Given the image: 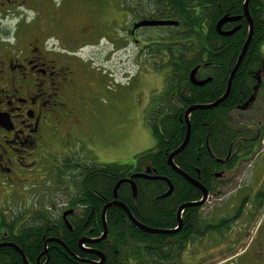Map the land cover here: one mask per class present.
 Segmentation results:
<instances>
[{"label": "flooded vegetation", "instance_id": "obj_1", "mask_svg": "<svg viewBox=\"0 0 264 264\" xmlns=\"http://www.w3.org/2000/svg\"><path fill=\"white\" fill-rule=\"evenodd\" d=\"M153 1L0 0V190L6 199L23 197L20 186L25 191L33 189L35 193L66 194L60 212L51 213L60 215L63 225L71 230L68 217L75 216L76 212L68 203L69 194L74 192L73 179L79 175V166L83 167L85 163L65 154L54 158V151L47 152L46 147L56 148L58 142L62 143L57 135L59 132L66 138L83 128L85 113L90 107L87 97L99 95V77L89 70L94 67L93 61L98 60L95 59L97 52L113 49L108 54L110 59L128 46L150 50L151 44L140 41V31L162 30L161 33H165L168 29L182 27L181 20L169 18L174 12L167 5L168 0L156 7ZM244 1L240 14L226 13L215 21L213 31L217 37L229 38L243 29L246 42L250 24L243 15ZM262 3L264 7V0ZM215 6L217 9L221 7L217 3ZM74 10L77 14L68 26L69 14ZM179 12L185 13V9ZM188 12L199 16L200 9L195 7L193 12ZM122 16L126 20L123 23ZM249 16L251 43L254 24L251 14ZM224 17L237 19L226 22L218 31L217 23ZM259 20L261 35L259 41H253L255 61L246 76L250 98L235 109V112L246 114L243 120L235 121V125L242 131L251 132L252 136L243 139L242 145L229 152L225 159L216 160L221 168L212 174L209 188L191 178L206 190L205 202L200 207H191L199 212L211 197L219 195L222 190L227 191V199L220 200L221 206L215 205V215L210 217L212 252L220 257L212 264H264V96L259 98L264 94V8ZM149 21H173L177 25L138 27ZM201 27L206 32L205 25ZM230 32V35H222ZM122 33L125 34L124 40ZM197 46L195 55H199V62L194 69V78L197 81L210 80V83L213 76L208 74L212 68L209 55L200 50L202 47L207 50L209 43L200 41ZM81 52L85 53V59L81 58ZM163 56L166 59H157L167 62L168 56ZM98 152L100 150L96 149L95 153ZM146 170L136 174H145ZM47 178L50 185H43V179ZM198 191L200 199L190 203L202 200V193ZM37 201L44 206L48 204ZM26 202L24 199L21 210L0 213V217L6 219L4 224L12 223L15 229L23 223L14 219H24L41 210L40 207L36 209V204L25 206ZM49 202L53 207L52 201ZM187 209L190 208L180 214L182 225L178 232L184 228ZM65 213L69 214L63 217ZM193 220L203 222L207 219L199 216ZM8 237L6 228L0 231V244H9L5 241ZM194 243L183 252L186 254L184 261L181 256L170 264L200 263L203 255L192 256L190 253ZM47 245L44 244L45 254ZM84 245L83 249H86Z\"/></svg>", "mask_w": 264, "mask_h": 264}, {"label": "trees", "instance_id": "obj_2", "mask_svg": "<svg viewBox=\"0 0 264 264\" xmlns=\"http://www.w3.org/2000/svg\"><path fill=\"white\" fill-rule=\"evenodd\" d=\"M162 2L164 0H154L153 4L156 7ZM216 3L221 6L219 9L215 8ZM241 3L242 0H168L167 5L174 12L169 18L181 20L183 24L180 28L160 33L155 42L156 57L163 59L166 54L168 60L158 63V69L165 68L167 75L163 91L148 114L154 147L136 155L131 164L85 163L83 167L79 166V175L73 179L75 189L68 199L76 212L75 216L68 217L71 230L63 225L60 215H53L47 209H41L25 220L17 217L14 220L23 224L15 229L12 223L4 224L6 219L0 217V231L6 228L9 234L5 241L16 246L28 264H36L37 260L39 264L99 262V258L86 249L99 252L104 258L103 264H170L182 256L188 245L212 232L210 223L193 220L201 216L197 208L187 209L183 230L168 236L143 232L127 219L122 209L111 207L105 213L106 238L99 243H86V249L78 247L81 239L89 241L101 237L102 210L114 200L116 184L146 169H150L151 176L170 182L171 195L163 197L169 189L167 181L154 179L133 180L135 196L128 184L120 185L116 192L117 202L124 205L143 227L171 231L177 226V209L200 199V192L173 172L166 162L185 139V111L195 105L213 104L225 93L228 78L245 44V35L242 29L229 38H220L213 28L215 21L224 14H240ZM195 7L200 9L199 16L188 12H193ZM263 8L262 0H249L248 12L253 19L254 37L233 77L230 92L216 107L197 109L190 114L188 143L173 159L180 171L207 188L212 174L221 168L216 160L225 159L229 152L242 145L243 139L252 136L251 132L242 131L235 125L233 115L236 107L250 98L246 76L255 61L253 41H259L261 35L259 17ZM181 9H185V13L181 14ZM200 41L209 43L207 50L203 47L200 50L209 55L212 68L208 74L213 79L203 87H195L190 83L189 75L199 62V55L195 52ZM49 239H55L63 246L51 242L45 254L44 244ZM0 264L24 263L13 248L5 247L0 249Z\"/></svg>", "mask_w": 264, "mask_h": 264}, {"label": "rangeland", "instance_id": "obj_3", "mask_svg": "<svg viewBox=\"0 0 264 264\" xmlns=\"http://www.w3.org/2000/svg\"><path fill=\"white\" fill-rule=\"evenodd\" d=\"M76 14L77 10L69 14L71 16L66 23L68 26L71 25ZM125 21L122 16V23ZM161 31L139 32L140 41L151 44L150 50L128 46L122 49L121 54L114 53L110 59H108V54L113 49L106 48L104 52L102 50L97 52L95 59L98 60L93 61L94 67L89 70L99 77L101 83L97 90L99 95L87 97L90 107L85 113L82 129L76 131L74 136L66 138L59 132L57 135L62 143L58 142L55 145L56 148L54 146L46 147L47 152L54 151L52 157H59L61 154L69 157L71 155L75 157V160L81 159L84 163L95 165L131 164L136 155L154 147L155 139L148 124V114L151 107L154 106V101L158 99L163 90L167 75L165 68L158 69V63L161 64V60L157 59L158 53L154 49L156 39L159 38ZM122 34L124 40L125 34ZM83 52L80 53V56L85 59ZM89 63V61L86 62L88 65ZM262 95L264 96V94H260L259 98ZM245 115L241 112H234L233 118L238 122L243 120ZM96 149L100 152L95 153ZM42 184L50 185L49 178L43 179ZM18 188L24 195L23 197L12 196L6 199V195L0 190V213L21 210L24 207V199L27 201L25 205L27 207L36 204V209L40 207L49 212L59 213L63 206L62 203L66 199L64 198L66 194L62 193H46L44 191L35 193L33 189L25 191L22 186ZM226 192L222 190L219 195L211 197L209 202L202 207L200 215L207 219L202 220L203 222H210V217L215 215V205L218 206L220 200L227 199ZM36 198L39 202L46 201L47 206L38 203ZM50 200L53 207L49 206ZM205 237L207 238L195 242L190 247L192 256L203 255V261L201 260L198 264H212L220 259L216 253L212 252L211 235ZM200 251L202 252L199 253ZM185 258L186 254L184 253L182 260L184 261Z\"/></svg>", "mask_w": 264, "mask_h": 264}, {"label": "water", "instance_id": "obj_4", "mask_svg": "<svg viewBox=\"0 0 264 264\" xmlns=\"http://www.w3.org/2000/svg\"><path fill=\"white\" fill-rule=\"evenodd\" d=\"M248 2L249 0H245L244 1V4H243V15L246 17V19L249 21V24H250V29H249V34H248V37H247V40L244 44V46L242 47V50H241V53L239 55V58L236 62V65L235 67L233 68L229 78H228V82H227V86H226V90H225V93L223 94V96L221 98H219L218 100H216L213 104H210V105H206V106H201V105H195V106H192V107H189L186 111H185V114H184V122L186 124V136H185V139L183 141V143L174 151L172 152L168 158H167V165L171 168V170L173 172H175L178 176L182 177L186 182H188L190 185H192L193 187L197 188L198 190L201 191L202 193V200L199 201V202H196V203H187V204H183L182 206H180L177 210V228L174 229V230H171V231H163V230H154V229H149V228H146V227H143L142 225H140L138 222L135 221V219L132 217L131 213L129 212V210L124 206L122 205L121 203L117 202L116 200V192H117V189L119 188L120 185L122 184H128L130 187H131V190H132V193H133V196L136 195V188H135V184L133 182L134 179H154V180H163V181H167L165 179H162V178H159V177H150L149 174H150V169H147L145 174H135L133 175L130 179L128 180H121L119 181L114 190H113V198L114 200L107 204L106 206H104L103 210H102V214H101V222H102V227H103V233L101 235V237H99L98 239H95V240H86V239H81L79 240L78 242V247L79 248H82L83 249V245L85 243H99L100 241L104 240L107 236V226H106V223H105V213L107 212V210L111 207H119L120 209H122L128 220L133 224L135 225L136 227H138L140 230H142L143 232L145 233H148V234H164V235H169V234H173V233H176L178 231H180L181 229V221H180V214L182 213V211L186 208H191V207H200L204 202H205V199H206V190L204 187L200 186L197 182H195L194 180H192L190 177H188L186 174H184L182 171H180L176 166L175 164L173 163V159L174 157L179 153L181 152L185 146L187 145L188 143V139H189V136H190V125H189V116L190 114L197 110V109H207V108H212V107H216L217 105H219L220 103H222L228 96L229 92H230V87H231V83H232V80H233V77L237 71V68L238 66L240 65L246 51H247V47L250 43V40H251V35H252V23H251V20H250V16H249V13H248ZM237 18H227V17H224L223 19H221L218 23H217V30L219 31L220 30V27L225 24L226 22H231V21H235ZM177 23L176 22H173V21H149V22H142L138 25V27L140 26H148V27H158V26H176ZM230 33H224L222 35H230ZM194 73H195V70H193L191 73H190V76H189V81L190 83L193 85V86H197V87H202L203 85H205L206 83H208L210 80H205V81H197L195 80L194 78ZM167 185L169 187L168 191L165 193V195H163V197H167L169 196L171 193H172V185L170 184L169 181H167ZM70 213V212H69ZM69 213H65L63 215V217H65L66 215H68ZM50 242H57L55 240H47L45 245H47L48 243ZM60 245H63L61 242H58ZM5 247H11L13 248L21 257L22 261L24 264H28L25 257L23 256V253L16 247L14 246L13 244H0V249L2 248H5ZM87 252L91 253V254H95L98 258H99V262L98 263H94V264H103L104 262V258L103 256L97 252V251H94V250H88L86 249ZM45 252H46V248H45ZM36 264H39V261H37Z\"/></svg>", "mask_w": 264, "mask_h": 264}, {"label": "bare ground", "instance_id": "obj_5", "mask_svg": "<svg viewBox=\"0 0 264 264\" xmlns=\"http://www.w3.org/2000/svg\"><path fill=\"white\" fill-rule=\"evenodd\" d=\"M163 181V180H162ZM168 181V180H167Z\"/></svg>", "mask_w": 264, "mask_h": 264}]
</instances>
